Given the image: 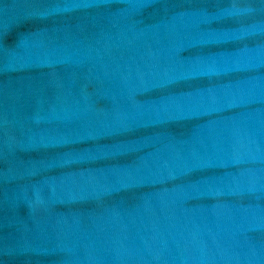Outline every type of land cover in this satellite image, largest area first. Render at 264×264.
<instances>
[{"label": "water", "instance_id": "obj_1", "mask_svg": "<svg viewBox=\"0 0 264 264\" xmlns=\"http://www.w3.org/2000/svg\"><path fill=\"white\" fill-rule=\"evenodd\" d=\"M0 264H264V0H0Z\"/></svg>", "mask_w": 264, "mask_h": 264}]
</instances>
